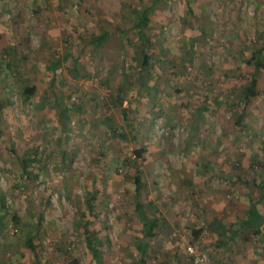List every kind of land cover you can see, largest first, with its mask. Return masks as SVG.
I'll use <instances>...</instances> for the list:
<instances>
[{
    "label": "rangeland",
    "instance_id": "obj_1",
    "mask_svg": "<svg viewBox=\"0 0 264 264\" xmlns=\"http://www.w3.org/2000/svg\"><path fill=\"white\" fill-rule=\"evenodd\" d=\"M257 50L264 0H0V264H33L29 236L39 264H193L186 244L264 264L242 224L251 202L264 217ZM135 176L159 224L143 254Z\"/></svg>",
    "mask_w": 264,
    "mask_h": 264
},
{
    "label": "trees",
    "instance_id": "obj_2",
    "mask_svg": "<svg viewBox=\"0 0 264 264\" xmlns=\"http://www.w3.org/2000/svg\"><path fill=\"white\" fill-rule=\"evenodd\" d=\"M147 12L148 9L145 8L141 14L139 15V19L138 22H136L133 26L134 30L136 31L138 38L142 41V43H144L145 41V29L147 28L148 25V17H147ZM108 37L107 33H103L101 34L98 38H96V42L97 44H102L105 39ZM262 53V50H257L255 52L252 53V57L251 59L254 61V67L255 69H263L264 68V63L262 62L261 58H260V54ZM143 65L146 66L147 64H149L148 59L146 57V55L143 53ZM57 63H55V65L53 66V68H56ZM256 80L252 79L248 85V87L245 90V95L243 97V102L244 105L249 104V102L251 101L252 98L256 97L257 94L255 92V87H256ZM28 93L30 92L29 90L27 91ZM124 113V111H123ZM141 152V151H140ZM35 155L34 157V161L39 162L38 160V155H36V153H34ZM141 153H137V155L140 157ZM22 169H23V173L24 174H28L27 171V167H28V163L26 164V162L22 163ZM141 177L140 176H135L134 178V184H135V194H136V212L138 214L139 220L142 224V230H143V239H144V244H142L143 247H138L141 254L144 253V249L146 247V242L149 241L150 239L154 238L156 235V230L159 226L158 221L154 218L149 217L146 212H145V206L140 203L139 201V194H140V190L142 188L141 185ZM248 187H250V183L246 182L245 183ZM250 189V188H249ZM0 208L1 210H5L6 206H5V200L4 197L0 195ZM3 218V217H1ZM0 218V226H3L4 222L3 220H1ZM12 222L15 224H18L19 221L17 219L16 216H12L11 218ZM242 224L244 226H252V227H264V217L257 211L255 205L253 204V202L250 203L247 211H246V216L245 219L242 221ZM256 231H258V229H256ZM85 233L88 234L87 229H85ZM194 235L197 236L199 234V231H193ZM234 237V236H233ZM34 236H29L26 239L25 242V246L32 252L33 254V264H39V252L37 251L35 245H34ZM86 244L87 247L90 251V253L92 254V257L98 261V263H100L101 260V256L100 253L97 249L94 248V245L92 243V240L90 237H86ZM73 264H78L77 262H73Z\"/></svg>",
    "mask_w": 264,
    "mask_h": 264
},
{
    "label": "built area",
    "instance_id": "obj_3",
    "mask_svg": "<svg viewBox=\"0 0 264 264\" xmlns=\"http://www.w3.org/2000/svg\"><path fill=\"white\" fill-rule=\"evenodd\" d=\"M178 234L180 233L175 232L174 237L178 236ZM186 253L192 259L193 264H212L204 253L197 251L194 245L186 244Z\"/></svg>",
    "mask_w": 264,
    "mask_h": 264
}]
</instances>
